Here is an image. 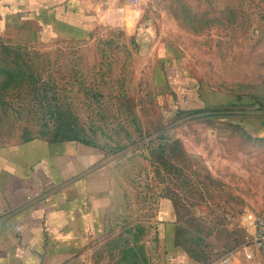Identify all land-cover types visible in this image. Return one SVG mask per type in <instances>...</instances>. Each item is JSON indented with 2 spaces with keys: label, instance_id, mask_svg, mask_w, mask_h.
I'll list each match as a JSON object with an SVG mask.
<instances>
[{
  "label": "rangeland",
  "instance_id": "rangeland-1",
  "mask_svg": "<svg viewBox=\"0 0 264 264\" xmlns=\"http://www.w3.org/2000/svg\"><path fill=\"white\" fill-rule=\"evenodd\" d=\"M136 9L105 5L83 38L0 37V144L105 150L117 195L94 264H152L161 224L203 261L240 253L264 211V0Z\"/></svg>",
  "mask_w": 264,
  "mask_h": 264
},
{
  "label": "crops",
  "instance_id": "crops-1",
  "mask_svg": "<svg viewBox=\"0 0 264 264\" xmlns=\"http://www.w3.org/2000/svg\"><path fill=\"white\" fill-rule=\"evenodd\" d=\"M119 4L137 18L135 5ZM104 6L101 0H0V37L83 38ZM116 195L113 161L95 144L42 136L0 144V264H94L90 252L108 230ZM165 202L159 215L170 219ZM163 226L152 264H264L259 249L251 259L235 253L203 261Z\"/></svg>",
  "mask_w": 264,
  "mask_h": 264
},
{
  "label": "built area",
  "instance_id": "built-area-1",
  "mask_svg": "<svg viewBox=\"0 0 264 264\" xmlns=\"http://www.w3.org/2000/svg\"><path fill=\"white\" fill-rule=\"evenodd\" d=\"M121 0H101L106 6H117ZM129 3L138 7L139 0H128ZM245 234L243 239L236 246V250L245 258L251 259L256 249L264 252V211L247 212L243 216ZM230 254H226L220 260H227Z\"/></svg>",
  "mask_w": 264,
  "mask_h": 264
}]
</instances>
